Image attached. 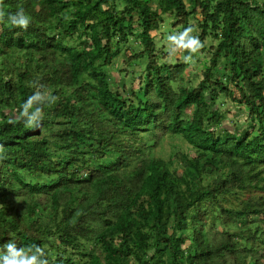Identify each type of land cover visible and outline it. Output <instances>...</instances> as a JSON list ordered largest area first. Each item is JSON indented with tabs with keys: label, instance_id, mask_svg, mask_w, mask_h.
I'll return each mask as SVG.
<instances>
[{
	"label": "trees",
	"instance_id": "trees-1",
	"mask_svg": "<svg viewBox=\"0 0 264 264\" xmlns=\"http://www.w3.org/2000/svg\"><path fill=\"white\" fill-rule=\"evenodd\" d=\"M4 4L31 24H0V245L49 264H264V0ZM166 18L215 40L196 86L161 61ZM132 39L137 87L108 69ZM35 83L57 97L42 127L9 124ZM168 137L190 147L173 146L180 166L156 154Z\"/></svg>",
	"mask_w": 264,
	"mask_h": 264
},
{
	"label": "clouds",
	"instance_id": "clouds-1",
	"mask_svg": "<svg viewBox=\"0 0 264 264\" xmlns=\"http://www.w3.org/2000/svg\"><path fill=\"white\" fill-rule=\"evenodd\" d=\"M5 22L26 31L31 24V17L25 13L23 8L18 9L15 13L7 11L4 0H0V24ZM195 32L196 29L190 25L182 31L168 36L171 52L187 53L182 56L185 64H194V58L205 46ZM34 87L36 91L22 103L17 110V115L7 121L9 124L22 122L33 130H39L42 127L45 119V107L54 104L57 97L51 95L43 84L35 83ZM7 159L4 145L0 144V166ZM0 264H49V259L45 248L40 245L18 246L14 240H9L0 245Z\"/></svg>",
	"mask_w": 264,
	"mask_h": 264
},
{
	"label": "rangeland",
	"instance_id": "rangeland-1",
	"mask_svg": "<svg viewBox=\"0 0 264 264\" xmlns=\"http://www.w3.org/2000/svg\"><path fill=\"white\" fill-rule=\"evenodd\" d=\"M193 22H195V20ZM171 23H173V19H167L166 18L165 23L161 26V28L158 31L157 36H156L158 46H159L160 50H162V51H160V52H162L161 61L172 62V61H175L176 59H181V61H183L182 56L185 55L186 53H184L182 51H177V52L173 53L170 51L171 44L168 41V36H169L170 31L173 30V28L171 27ZM200 30H198L197 33H199ZM136 42L137 41L132 39L129 43L123 45L122 46L123 52L121 54H119L118 57L116 58L115 65L108 68L109 74L112 76V81H117V82L126 81V84L128 86L130 85L129 83L131 81V85H134L135 87L138 86V82H139L138 77H136L134 79H132L134 75H131L130 77L129 76L125 77L124 72L121 71V69H128L131 72L133 70L138 71L139 72L137 74L138 76L141 72H143V70L145 68V64L141 65V66L130 65V67H126V65H129V62L126 60V58H124V56H127V57L130 56V53H131V49L129 48L130 45L132 46V48L138 47L136 45ZM204 43L206 46L205 53L200 51V53H198L196 55V57L194 58L195 63L190 64V66L185 71L186 76H184V79H186V81H185L186 85L196 86L199 83V81L202 79V75H203L202 73L205 70L204 64H205V61L207 60V58L210 54V53H208V51H209V49H211V46L213 45V43H215V40H213L212 37H209V38L205 39ZM113 85L116 87L115 83H113ZM223 107L228 108L230 110V115H228V117L230 118L229 123H231L232 125H236L238 123L245 124L246 116H245L244 112H242V113H241V111L239 112L237 108L235 111V109L233 107V103H231L230 99L226 100L225 105ZM179 142H181L182 145L184 146L183 151L191 154L189 151L190 147L186 143L184 144L180 138H177V140H176V137L166 138V140L163 142L161 148H159L157 150L158 152L156 154L158 156L162 155L163 157H165V159L167 161L171 162L172 165L177 164L178 166H180V163L178 162L176 157L171 155V153L173 152V146H176L177 143H179ZM176 150H177V148H176ZM160 151H161V153H160ZM180 170H182V168H180ZM244 196L245 195H242V198ZM83 261H85V259Z\"/></svg>",
	"mask_w": 264,
	"mask_h": 264
}]
</instances>
